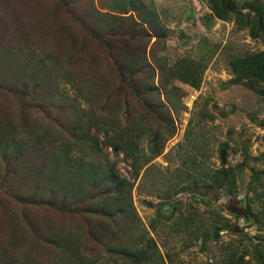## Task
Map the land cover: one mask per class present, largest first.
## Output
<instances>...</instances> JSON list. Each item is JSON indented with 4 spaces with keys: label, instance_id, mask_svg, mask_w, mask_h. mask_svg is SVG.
<instances>
[{
    "label": "trees",
    "instance_id": "16d2710c",
    "mask_svg": "<svg viewBox=\"0 0 264 264\" xmlns=\"http://www.w3.org/2000/svg\"><path fill=\"white\" fill-rule=\"evenodd\" d=\"M202 1L210 9L202 18L206 28L216 20L233 21L237 29L248 30L253 39L264 43V0ZM43 4H37V9H44V16L35 22H26L27 15L19 21H25L21 27L0 21V233L7 235V240L0 238V264L98 263L86 257L78 239L73 242L70 233L79 229H46L37 221L41 209L109 220L116 232L103 228L107 236L100 242L106 243L116 260L167 264L144 227L133 189L141 169L164 151L173 136L178 83L199 88L208 53L169 60L161 50L167 49L171 30L144 0H46ZM229 64L230 83L264 97V49L234 55ZM135 101L166 123L165 134L135 121H149L147 115L133 116ZM145 133L149 151L140 144ZM109 147L118 148L117 155L112 156ZM122 152L132 160V177L120 169ZM259 159L249 153L239 165L221 163L192 185L203 188L202 182L208 183L217 193L236 198L240 171ZM249 185L259 205L250 201L243 218L247 223L253 219L258 243L252 250L231 248L228 264H264L260 248L264 245V169H254ZM165 217L175 219L173 213ZM219 222L211 232L193 233L207 241L216 237L217 229L232 226L227 217ZM171 225L179 230L189 223L177 220ZM25 229L36 237L29 239ZM42 240L63 248L62 259L54 263L31 259ZM12 247L17 248L14 254ZM18 250L24 257L19 258Z\"/></svg>",
    "mask_w": 264,
    "mask_h": 264
},
{
    "label": "rangeland",
    "instance_id": "374dc122",
    "mask_svg": "<svg viewBox=\"0 0 264 264\" xmlns=\"http://www.w3.org/2000/svg\"><path fill=\"white\" fill-rule=\"evenodd\" d=\"M43 1L46 0H0V21L5 24L11 22L16 27H21L25 21L35 22L38 16H44L45 10L37 9V4L45 5ZM144 1L149 7L147 9L158 13L171 30L167 38V49L161 50V53L174 61L187 54L196 56L206 52L208 66L199 88L178 83V110L173 111L175 131L166 142L164 151L146 164L135 180V205L144 221V227L149 236L156 240L167 264H228L226 256L231 248L252 250L258 243L257 226L252 223V218L247 223L243 215L250 201L253 206L259 205V201H253L255 196L249 183L254 169H264V158H261L264 153V97L242 84L230 83L233 75L229 62L234 55L264 49V43L253 39L248 30L237 29L233 21L216 20L212 28H206L202 18L210 9L202 0ZM226 1L230 4L232 0ZM98 3L106 10V6L100 1ZM24 15H27L26 20ZM9 96L15 98L12 94ZM192 96H195L193 102ZM132 103L131 112L134 117L136 114L149 117L148 122L138 119L136 122H141L146 128L159 129L165 134V122L150 116L140 103ZM124 119L123 122L128 123ZM142 137L140 144L149 151V134L145 133ZM224 143H228V146ZM223 147L227 149L228 165H239L249 153L260 157L257 161L251 160L240 171V190L236 198L230 199L225 193H217V190L210 189L208 183L202 182L206 185L203 188L192 185L206 170L223 163ZM109 151L114 156L118 148L109 147ZM119 157L121 171L132 177V160L126 159L123 152ZM168 203L171 206H167ZM171 213L176 220L169 221L165 217ZM37 215V221H41L40 224L46 229L53 228L62 232L79 229L74 231V235L70 233L72 240L75 242L78 239L86 257L96 258V264H125L123 259L116 260L109 254L106 243L100 242L101 238L107 236L103 228L116 232L109 220L92 214L57 212L52 209H41ZM222 217L230 218L232 226L228 230L217 229L216 237L203 241L202 237L195 236L196 232L193 233V230L201 234L211 232ZM177 220H186L189 226L178 227V230L171 225ZM99 224L102 228L95 226ZM135 233L138 235V230ZM24 235L29 239L36 237L32 230L27 229ZM0 238L7 240V235L2 232ZM40 246L39 251L32 252L31 259H42L50 263L62 259L60 252L63 248L51 246L43 240ZM260 248L264 252V245ZM19 253L18 250V256ZM21 257L24 255L21 254Z\"/></svg>",
    "mask_w": 264,
    "mask_h": 264
},
{
    "label": "water",
    "instance_id": "95a60500",
    "mask_svg": "<svg viewBox=\"0 0 264 264\" xmlns=\"http://www.w3.org/2000/svg\"><path fill=\"white\" fill-rule=\"evenodd\" d=\"M226 152H227V149L225 147H223L221 149V158H222V162L224 165L227 164V156H226Z\"/></svg>",
    "mask_w": 264,
    "mask_h": 264
},
{
    "label": "built area",
    "instance_id": "2783aa9c",
    "mask_svg": "<svg viewBox=\"0 0 264 264\" xmlns=\"http://www.w3.org/2000/svg\"><path fill=\"white\" fill-rule=\"evenodd\" d=\"M195 98V96H192V100H191V102H193V99Z\"/></svg>",
    "mask_w": 264,
    "mask_h": 264
}]
</instances>
